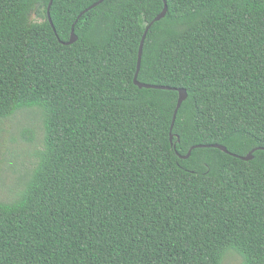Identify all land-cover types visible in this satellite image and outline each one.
Instances as JSON below:
<instances>
[{
    "label": "trees",
    "instance_id": "1",
    "mask_svg": "<svg viewBox=\"0 0 264 264\" xmlns=\"http://www.w3.org/2000/svg\"><path fill=\"white\" fill-rule=\"evenodd\" d=\"M49 1L0 0V120L33 109L43 130L0 202V264H264V0H104L80 18L99 0H53V28ZM164 3L137 80L186 91L172 130L178 93L133 81ZM198 145L237 158L181 159Z\"/></svg>",
    "mask_w": 264,
    "mask_h": 264
},
{
    "label": "rangeland",
    "instance_id": "2",
    "mask_svg": "<svg viewBox=\"0 0 264 264\" xmlns=\"http://www.w3.org/2000/svg\"><path fill=\"white\" fill-rule=\"evenodd\" d=\"M32 21L41 20L32 16ZM42 119L37 110L24 109L0 120V202L13 200L24 187L42 150ZM240 257L226 254L222 264H239Z\"/></svg>",
    "mask_w": 264,
    "mask_h": 264
},
{
    "label": "water",
    "instance_id": "3",
    "mask_svg": "<svg viewBox=\"0 0 264 264\" xmlns=\"http://www.w3.org/2000/svg\"><path fill=\"white\" fill-rule=\"evenodd\" d=\"M52 1L53 0H50L49 1V4H48V7H47V11H46V15H47V19H48V22L50 24V26L53 28V25H52V22H51V19H50V15H49V11H50V7L52 5ZM104 0H99L98 2L94 3L93 5H91L89 8H87L85 11H83L78 18H80L84 13L88 12L89 10L97 7L98 5H100ZM166 12H167V7H166V4L164 3V8H163V11L150 23V25L147 27L145 33L143 34L142 36V39H141V42H140V45H139V50H138V59H137V66H136V73H135V76H134V84L135 86H137L139 89H154V90H166V91H176L178 93V99H177V104H176V107H175V110H174V114H173V120H172V125H171V130L173 128V124H174V121H175V117H176V114H177V111L179 110L181 104L186 100L187 98V93L184 89H171V88H168V87H164V86H154V85H148V84H144V83H140L138 82L137 80V76H138V72H139V68H140V62H141V56H142V48H143V43H144V40H145V37H146V33L148 31V29L151 27V25H153L155 22H158L160 21L161 19H163L166 15ZM74 26V25H73ZM72 26L71 28V33H70V38H69V41L67 43H64L65 45H71L73 44L74 42H76L77 40V37L75 36L74 34V27ZM54 30V29H53ZM173 136L170 135V140H172ZM198 148H213V149H218L220 151H222L223 153L227 154V155H230L232 157H236L235 155L229 153L225 147L223 146H220V145H198V146H194L192 147L186 156L184 157H181V159H188L192 150L194 149H198ZM254 152L251 151L250 153H248L245 157H241L240 159L242 161H250L253 159V156H252V153Z\"/></svg>",
    "mask_w": 264,
    "mask_h": 264
}]
</instances>
